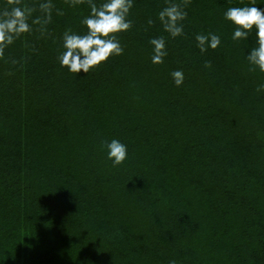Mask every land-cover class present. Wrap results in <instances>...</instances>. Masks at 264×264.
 <instances>
[{"label": "trees", "instance_id": "1", "mask_svg": "<svg viewBox=\"0 0 264 264\" xmlns=\"http://www.w3.org/2000/svg\"><path fill=\"white\" fill-rule=\"evenodd\" d=\"M45 2L22 0L33 19ZM170 2L187 12L175 38ZM52 3L0 58V264H264V72L245 58L254 32L233 40L223 15L252 0H133L122 54L87 74L58 56L88 0ZM209 33L221 44L201 52Z\"/></svg>", "mask_w": 264, "mask_h": 264}, {"label": "clouds", "instance_id": "2", "mask_svg": "<svg viewBox=\"0 0 264 264\" xmlns=\"http://www.w3.org/2000/svg\"><path fill=\"white\" fill-rule=\"evenodd\" d=\"M88 5L90 12L81 21L86 26V31L80 34L71 29L65 30L62 35L64 51L58 56L60 65L76 74H87L90 69L106 62L111 56L122 54L123 48L117 34L127 31L132 24L128 16L133 7V0H103L99 4L96 0H88ZM38 7L43 13V19L40 16L33 19L32 14L36 9L23 4L22 0H6V3L0 6V58L4 57L5 49L16 39L32 31L33 24L46 26L51 22L54 8L52 0L39 3ZM57 12L62 14L60 10ZM223 15L224 19L233 25V40H247L254 32L255 44L247 51L245 58L251 67L264 72V8L258 7L255 0H252L250 4L229 7ZM186 16L187 12L176 2H170V5L158 14L164 31L173 38L183 34L181 22ZM148 23L151 24L152 21L149 20ZM196 41L201 52L207 51L208 48L215 49L221 44L220 36L213 33L198 34ZM150 43L153 45L152 62L162 63L167 55L165 38H153ZM171 76L176 86L183 84L184 73L181 70L173 71ZM260 89H264V84L259 86L258 91ZM105 147L107 158L113 165H119L126 160V144L112 139L105 142Z\"/></svg>", "mask_w": 264, "mask_h": 264}]
</instances>
